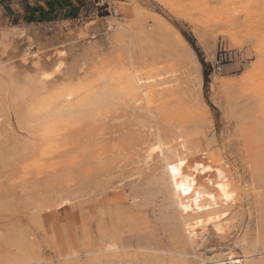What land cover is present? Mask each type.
I'll return each instance as SVG.
<instances>
[{"label":"rangeland","instance_id":"rangeland-1","mask_svg":"<svg viewBox=\"0 0 264 264\" xmlns=\"http://www.w3.org/2000/svg\"><path fill=\"white\" fill-rule=\"evenodd\" d=\"M81 1L72 20L0 12V264H264V0ZM104 69L147 83L143 110L4 160L29 138L17 113L41 87ZM144 125L180 155L187 192L159 153L140 162Z\"/></svg>","mask_w":264,"mask_h":264},{"label":"bare ground","instance_id":"bare-ground-1","mask_svg":"<svg viewBox=\"0 0 264 264\" xmlns=\"http://www.w3.org/2000/svg\"><path fill=\"white\" fill-rule=\"evenodd\" d=\"M188 50L190 55L194 58V53L191 51V49L188 48ZM28 55L29 54L26 53L23 57H21L22 55L20 57L21 59L25 60ZM37 63V61L34 62V65H38ZM58 66H60V64H58ZM107 69H104L103 72L99 73L98 77L96 76L97 78H94L95 80H92L84 86L78 85V81H76V84H74L69 80V82L67 81L56 87L46 88V86H48V82L47 84H45L42 81L45 84H43L45 88L41 87L42 89L40 91H43L42 94L40 92H37L38 95L40 94V96L35 94L38 97H35L37 99L36 102L33 104L30 103L31 106L28 105V107L25 104L28 109L26 111H23L24 109L22 108L25 106L24 105L23 107H21L22 111H19L17 113V121L19 124L18 126L29 135V138L24 134L27 139L23 137L25 140H19V143L16 142V144H13V151L4 155V160H12L14 158H18V156L19 159H24L26 158L25 155H27L29 158L33 156L32 154L36 153L35 155H37L39 152L40 154L43 153L42 151H44V149L45 154L49 151L48 147L50 146L51 150L49 152H51L53 145H55L56 147V143L63 142L68 137H71L72 135L68 137L66 136L69 135V133H71L73 130H76L81 125L91 124L93 121L95 122L98 117H102L101 115L103 113L104 115H107V113L109 114L112 111H119L123 109H130L132 110V112H134L136 109H139L138 104L142 101V99L141 96L138 95V93L142 92L147 83L143 85L141 80L136 77L137 74L135 73L136 75L134 76L133 73L130 74L129 72H127L129 70H125L126 72H123V70L120 71V69L119 71L111 72ZM152 79L153 78H151V80ZM36 86L34 85V87L36 89L38 88L39 90V87ZM153 86L154 85H152V87ZM148 87H146L145 89H148ZM36 89H34V91ZM163 90L162 92H158H160L162 95L164 92ZM145 91L143 90L144 93ZM20 106H22V103ZM19 109L20 108H18V110ZM143 109L140 108L139 110ZM146 110L148 114L151 113L147 108ZM143 128L146 129L147 138L143 142L144 149L142 150V157L140 159V162L143 165H146L156 153H159V156L162 157L163 174L169 178L171 184L174 187V190L187 192L189 188L188 181L186 179H179L180 171H178V169L180 167V155H177V152L174 148L170 149L165 145L164 141L160 137V130L158 131V129L156 130L153 127H147L146 125H144ZM33 139H36L37 143L32 141ZM22 156H24V158H21ZM173 167H175L176 169L175 176L172 172ZM210 208L212 207L210 206ZM211 210L215 211V209ZM211 220H213V218ZM217 222L219 223V221ZM208 230L209 229L207 228V225H203L199 229V231L195 233L194 239H202L203 233L207 232ZM214 234H212V236ZM118 248L119 247L117 245L112 243L106 245L108 254L117 252L119 250ZM106 262L109 264V261ZM100 263L101 262H93L92 264Z\"/></svg>","mask_w":264,"mask_h":264},{"label":"crops","instance_id":"crops-1","mask_svg":"<svg viewBox=\"0 0 264 264\" xmlns=\"http://www.w3.org/2000/svg\"><path fill=\"white\" fill-rule=\"evenodd\" d=\"M81 0H0V12L8 10L7 20L15 24L22 23H49L54 20H72L76 18L83 9ZM74 6L76 17H65ZM59 12L61 14L57 15Z\"/></svg>","mask_w":264,"mask_h":264},{"label":"trees","instance_id":"trees-1","mask_svg":"<svg viewBox=\"0 0 264 264\" xmlns=\"http://www.w3.org/2000/svg\"><path fill=\"white\" fill-rule=\"evenodd\" d=\"M76 11L77 9L74 6H71L70 8V12L66 14L65 17H74L76 16ZM202 65L204 66V64L202 63ZM204 82H207V74L204 72Z\"/></svg>","mask_w":264,"mask_h":264},{"label":"snow or ice","instance_id":"snow-or-ice-1","mask_svg":"<svg viewBox=\"0 0 264 264\" xmlns=\"http://www.w3.org/2000/svg\"><path fill=\"white\" fill-rule=\"evenodd\" d=\"M172 172H173V175L175 176L176 175V169H175V167L172 168Z\"/></svg>","mask_w":264,"mask_h":264}]
</instances>
